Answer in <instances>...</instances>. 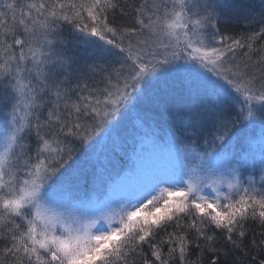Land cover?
I'll return each mask as SVG.
<instances>
[{"label": "snow or ice", "instance_id": "6c2138e0", "mask_svg": "<svg viewBox=\"0 0 264 264\" xmlns=\"http://www.w3.org/2000/svg\"><path fill=\"white\" fill-rule=\"evenodd\" d=\"M65 24L85 46L77 80L91 73L103 87L73 85ZM0 85V264H243L232 253L264 252V7L0 0ZM176 98L188 118L174 129L153 112ZM133 114L129 144L120 125ZM178 134L208 147L178 149ZM144 144L198 163L114 199L117 162L134 167Z\"/></svg>", "mask_w": 264, "mask_h": 264}, {"label": "rangeland", "instance_id": "374dc122", "mask_svg": "<svg viewBox=\"0 0 264 264\" xmlns=\"http://www.w3.org/2000/svg\"><path fill=\"white\" fill-rule=\"evenodd\" d=\"M21 2H24V0H21ZM77 41V40H76ZM78 42V41H77ZM81 46L78 47V56H81L83 61H85L87 58L84 55L85 52V46L83 44L82 39L80 40ZM79 60V59H78ZM78 62V61H77ZM80 62V61H79ZM84 63V62H83ZM81 72L77 71V76H80ZM95 80L98 81V83H94V85L97 88L103 87L101 83V78L98 76H94ZM82 82V80H79ZM79 82V83H80ZM74 85V84H73ZM243 101L242 98L239 101L233 102L232 108L230 111L234 113L235 111L239 110L241 107ZM153 115L157 117L158 123H164L167 122L168 125L172 126L174 129L176 127H179L181 120L188 118V102L179 98L173 99L169 101V111L167 113H160V112H153ZM135 123V116L130 115L129 119H126L123 121L120 125V133L121 136L127 139V142L129 144L133 143V129L132 125ZM128 124H131V127H128ZM4 133H3V126L0 125V139H2ZM103 133H101V136ZM140 135H143V133H140ZM115 136V133L113 134ZM256 136L258 138V129L256 130ZM179 137V134H178ZM99 139V137H97ZM188 139H197V137H191V136H183L179 137L180 142L176 145L178 149H183L185 144L188 143ZM111 144L112 141L109 139V137L105 136L103 140L100 141L99 147H103L105 143ZM203 145L205 146L203 148L207 149V144L204 143L203 138ZM87 145L84 146L86 148ZM84 148L79 149L81 157L78 160H81L84 153ZM209 151L211 149H208ZM116 151L120 152V143L119 141L116 142ZM133 160L135 161L134 167L133 166H123L117 162V167L114 169L113 175L118 176L117 183L112 186V189L110 190V194L114 199H119L121 197L125 196H131L133 198H141L144 195H147L148 192L151 191L152 184L156 177L164 175L165 173L169 172L170 170L174 168H178L181 163L182 165L186 164L188 168L195 167L198 163L194 160H185L183 152H161L159 149L154 148L151 144H144L142 146V151L138 153V156L133 157ZM99 163L102 165L105 163L104 155L101 154L99 157ZM124 168V171L121 172V168ZM254 175L257 179V182H259V170H256L255 172H249L245 171L243 173V179L246 181L247 177L249 175ZM226 190V186H225ZM233 198H236L235 196Z\"/></svg>", "mask_w": 264, "mask_h": 264}, {"label": "trees", "instance_id": "16d2710c", "mask_svg": "<svg viewBox=\"0 0 264 264\" xmlns=\"http://www.w3.org/2000/svg\"><path fill=\"white\" fill-rule=\"evenodd\" d=\"M127 2H137V0H127ZM142 2V0H140ZM237 3H241L243 5H246L248 7H251L255 9L256 11H259L261 7H264V0H236ZM247 29L243 26L239 25H228L227 29L225 30L226 35H232V36H238L240 34H243L244 31ZM64 37L66 39V51L68 52L69 55H73L77 57V61L75 64L72 65V70L70 72V75L72 76V83L75 85L76 83H79L80 81L77 80V71L79 70L80 72L84 70L83 65L85 61H83L81 56H78V47L81 46V38L79 37L78 34L72 30L71 25L65 24L64 25ZM78 42H77V41ZM87 58V57H86ZM79 59V60H78ZM80 61V62H79ZM98 77V75L96 76ZM82 82H87L90 87L94 85V83H98V81L95 80L94 76L89 73L88 77H81ZM81 83V82H80ZM3 85H0V95L3 94ZM4 111V107L0 105V112ZM128 127H131V124H128ZM189 141L191 139H188ZM195 141L194 147H196L197 151H203V148H200V145L203 144V138H198L197 139H192ZM205 147V146H204ZM77 152L74 153V159H79L81 157V153L79 149H82L81 147L77 146ZM83 150V149H82ZM83 159V157H82ZM81 159V160H82ZM257 233L259 232V229H256ZM252 238V233H249L248 240ZM258 238V237H257ZM220 243L224 244L223 239L220 238ZM247 243V240H246ZM225 248L228 247V245H224ZM249 255L248 256H242L240 252H235L232 253L233 257H237L240 260L243 261V264H258V261L262 256H264V252H261L257 248H250L248 249ZM195 258V257H193ZM205 264H207V256L204 257Z\"/></svg>", "mask_w": 264, "mask_h": 264}]
</instances>
